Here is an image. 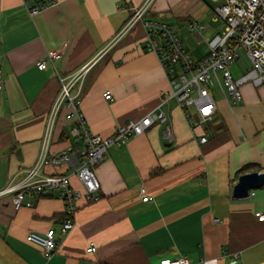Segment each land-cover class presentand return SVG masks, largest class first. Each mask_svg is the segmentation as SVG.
I'll list each match as a JSON object with an SVG mask.
<instances>
[{
    "label": "crops",
    "instance_id": "1",
    "mask_svg": "<svg viewBox=\"0 0 264 264\" xmlns=\"http://www.w3.org/2000/svg\"><path fill=\"white\" fill-rule=\"evenodd\" d=\"M145 1L55 0L34 15L25 0H0V190L23 182L39 157L61 88L57 71L69 74L91 60ZM184 1L154 0L147 16L168 19L188 9L184 19L199 15L194 0ZM145 35L142 23L134 25L87 75L81 110L91 131L113 134L157 108L171 90L158 54L145 48ZM49 49L62 57L40 69L37 62ZM208 52L209 45L193 57ZM243 91L242 101L224 98L214 120L195 129L173 97L163 105L169 121L111 146L96 167L100 198L79 199L76 225L67 234L61 232L64 203L57 191L27 195L32 206L16 204L14 192L1 195L0 264H163L178 256L190 264H264V220L255 214L264 210V186L248 197L233 194L241 174L264 170V86L248 83ZM67 112L65 107L57 121L52 153L74 142ZM202 134L208 142H199ZM71 171L47 164L41 172ZM71 182L83 189L77 176ZM51 229L57 248L48 256L26 236ZM91 241L94 251L88 250Z\"/></svg>",
    "mask_w": 264,
    "mask_h": 264
},
{
    "label": "built area",
    "instance_id": "2",
    "mask_svg": "<svg viewBox=\"0 0 264 264\" xmlns=\"http://www.w3.org/2000/svg\"><path fill=\"white\" fill-rule=\"evenodd\" d=\"M31 14L40 12L55 0H25ZM154 0H146L135 9L132 17L122 29L102 48L91 60L69 74L57 71L61 88L49 111L43 145L39 157L27 171L26 179L17 185H10L0 190V196L14 192L16 204L25 203L32 206L34 202L27 198L29 194H49L57 191L64 203V218L61 232L67 234L76 225V213L79 199L87 202L100 198L101 181L96 167L109 153L113 145H123L132 137L143 134L155 122H167L169 112L163 108L171 98H176L183 109L186 119L192 129L198 125L208 124L216 115L217 102L213 88H218L224 98L231 104L244 99L243 86L250 83L256 87L264 86V0H225L215 7L216 21L221 22L222 32H216L207 38L209 52L200 59H195L184 46L174 24L164 17L147 16L149 7ZM218 1V0H213ZM142 23L146 29L145 48L158 54L162 66L166 70L171 83V90L165 93L159 106L146 116L129 120L115 128L113 134L102 136L90 130L84 112L81 110V96L86 87V77L96 64L107 54L109 49L129 32L134 25ZM187 27L196 33H202L206 25L197 19L187 21ZM246 51L253 66L246 73L236 77L231 70V64L241 57V51ZM62 57V51L49 49L45 58L39 60L40 69L48 67V61L55 62ZM2 70L0 68V84ZM107 99L112 98L110 92L104 93ZM68 109L67 118L74 122L71 130L74 142L57 153H52V137L57 121L63 108ZM167 136H174L170 125L167 126ZM200 143H206L209 137L202 134ZM47 164L69 166L71 173L42 174L43 166ZM75 175L81 181L83 189L73 186L71 176ZM143 200H149L145 188L141 189ZM254 191L250 192L253 194ZM257 218L264 220V210L255 212ZM27 240L41 245L50 256L57 248L54 230L42 234L32 230ZM93 241L89 251L96 250ZM163 264H190L187 256L166 258Z\"/></svg>",
    "mask_w": 264,
    "mask_h": 264
},
{
    "label": "rangeland",
    "instance_id": "3",
    "mask_svg": "<svg viewBox=\"0 0 264 264\" xmlns=\"http://www.w3.org/2000/svg\"><path fill=\"white\" fill-rule=\"evenodd\" d=\"M189 1L190 0H185L184 2L187 3ZM224 2L225 0H194V4H192L196 12H199V15H195L194 13H191V15L194 19L200 20L206 25V29L203 30L202 33L193 32L187 27V20L184 19V15H186V12L189 13L188 10L190 9L182 12L181 15L177 18L175 16L167 17L168 14L166 15L167 18L171 19L178 34L182 38L183 43L187 46L188 50L192 55L198 57V55L203 54L208 48L206 39L211 38L216 32H222V30L220 29L221 22L215 20V17H217L218 15L214 9L215 7L221 5ZM240 54L241 57L230 66L232 72L236 77L246 73L253 66L252 60L250 59L246 51L243 50ZM213 91L215 93L217 105L220 107L225 102L224 97L217 87L213 88ZM201 127V125L197 126V128Z\"/></svg>",
    "mask_w": 264,
    "mask_h": 264
},
{
    "label": "water",
    "instance_id": "4",
    "mask_svg": "<svg viewBox=\"0 0 264 264\" xmlns=\"http://www.w3.org/2000/svg\"><path fill=\"white\" fill-rule=\"evenodd\" d=\"M264 186V170L248 171L239 176L235 184L233 194L236 197H248L252 189Z\"/></svg>",
    "mask_w": 264,
    "mask_h": 264
},
{
    "label": "trees",
    "instance_id": "5",
    "mask_svg": "<svg viewBox=\"0 0 264 264\" xmlns=\"http://www.w3.org/2000/svg\"><path fill=\"white\" fill-rule=\"evenodd\" d=\"M155 14H156V13H155ZM131 17H132V16H131ZM131 17H130V18H131ZM175 17L177 18V16H175ZM130 18H129V19H130ZM168 19H169V18H168ZM185 19H186V20H190V19H192V18H191V17H188V18H185ZM63 135H65V134H63ZM63 135H62V136H63ZM153 172H155V170H154Z\"/></svg>",
    "mask_w": 264,
    "mask_h": 264
}]
</instances>
